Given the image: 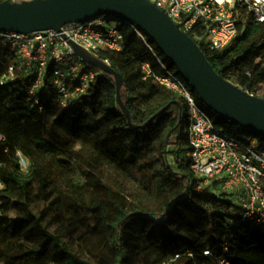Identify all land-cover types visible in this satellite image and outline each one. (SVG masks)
Returning a JSON list of instances; mask_svg holds the SVG:
<instances>
[{"label": "trees", "instance_id": "obj_1", "mask_svg": "<svg viewBox=\"0 0 264 264\" xmlns=\"http://www.w3.org/2000/svg\"><path fill=\"white\" fill-rule=\"evenodd\" d=\"M3 1L13 0H0ZM109 23L117 25L124 37L123 51L108 57L111 67L124 78L121 96L132 124L142 126L165 107L168 110L147 129H133L117 103L114 78L104 72L81 102L68 110H63L56 100H44V111L39 112L26 96L25 81L0 85V132L7 139L0 146L1 238L5 239L9 232H23L25 238L38 236L57 249L61 261L56 264H93L63 244L66 234L77 227L86 229L90 220V232L101 236L97 239L86 233L79 243L97 264H129L131 259L138 264H164L177 254L188 253L193 257L183 256L177 264H205L206 250L215 258L224 253L229 231L225 225L227 218L234 216L216 213L218 205L211 203L208 193L197 190L196 177L185 160L177 167L169 164L168 159L176 150L187 146V106L159 86L154 77L144 80V63H151L155 75L162 71L136 30L162 61L176 75L180 74L134 23L118 17ZM200 47L224 79L253 94L256 79H248L245 70L256 58H264V23H249L246 31L223 51ZM14 61L11 51L0 44V80ZM261 76L264 79V69ZM185 83L217 127L234 137H256L264 148V135L219 118ZM44 117L51 120L48 127ZM165 123L169 124L167 130L163 128ZM78 143L102 155L112 166L141 179L146 190L161 198V206L151 209L140 202L127 204L124 194L94 167V158L75 149ZM17 151L31 160L26 173L16 159ZM59 157L69 158L76 169L70 163L61 162L54 167L47 162L48 158ZM79 169H88V192L74 181ZM58 190L59 196L51 201ZM36 202L41 205L39 216L32 211ZM12 204L19 206L16 218L10 216ZM65 211L70 215L65 216ZM49 212L59 220L62 234H52L44 226ZM234 232L235 244L229 247L232 264H264V231L250 229L244 223ZM0 260L5 264H49L45 249L24 253L0 248Z\"/></svg>", "mask_w": 264, "mask_h": 264}, {"label": "built area", "instance_id": "obj_2", "mask_svg": "<svg viewBox=\"0 0 264 264\" xmlns=\"http://www.w3.org/2000/svg\"><path fill=\"white\" fill-rule=\"evenodd\" d=\"M191 36L199 46L219 52L230 47L249 23H264V0H148ZM112 18L99 17L90 22L31 34L0 30V44L15 57L0 80L1 86L25 81L26 96L32 107L44 111V100H56L63 110L81 102L102 71L86 64L73 50V42L111 66L110 53L124 49V37ZM147 45L160 75L150 62L142 65L144 80L155 82L183 100L187 106V146L184 159L201 185L215 186L218 198L225 197L238 206L240 215L231 229L244 223L250 229L264 231V148L256 137H234L217 127L198 105L185 81L172 71L137 31ZM48 72L50 75L48 76ZM7 141L0 132V146ZM22 169L29 168L28 158L16 152ZM3 164L0 162V168ZM2 185L0 184V189ZM224 194V195H222ZM234 231L230 239L234 238ZM205 256L212 257L210 251ZM225 254L216 264H232Z\"/></svg>", "mask_w": 264, "mask_h": 264}, {"label": "water", "instance_id": "obj_3", "mask_svg": "<svg viewBox=\"0 0 264 264\" xmlns=\"http://www.w3.org/2000/svg\"><path fill=\"white\" fill-rule=\"evenodd\" d=\"M99 17L122 18L134 23L156 44L180 76L191 86L201 102L219 118L264 135V98L255 96L224 79L208 61L201 47L180 30L166 13L148 0H23L0 2V30L31 34L90 22ZM75 53L88 65L111 75L117 87V103L135 130H145L168 107L146 124L135 126L121 91L123 76L113 67L70 42ZM170 135L167 139V146Z\"/></svg>", "mask_w": 264, "mask_h": 264}, {"label": "rangeland", "instance_id": "obj_4", "mask_svg": "<svg viewBox=\"0 0 264 264\" xmlns=\"http://www.w3.org/2000/svg\"><path fill=\"white\" fill-rule=\"evenodd\" d=\"M15 2H21L23 0H13ZM264 69V58L262 56L256 58L252 64H250L247 69L245 70V75L248 79H256V83L252 89L253 95L264 98V79L261 76V71ZM235 85V84H234ZM239 88L243 89L240 85H236ZM244 90V89H243ZM174 95V94H173ZM177 97L176 95H174ZM178 98V97H177ZM51 124V120L48 117H44V125L48 127ZM169 127L168 123L164 124V130H167ZM76 150H83L85 155L88 157L94 158V167L97 168L100 171V174L102 178L105 181H108L113 186H115L119 191H121L124 196L127 198V204H130L131 202H140L144 206L151 208V209H158L161 206L162 200L161 198H158L155 194L151 193L149 190H146L143 184V181L141 179H137L131 174H129L128 170L120 169L117 167L112 166L107 160H105L102 155L91 151L90 149H85L83 146H81V143H78L75 147ZM186 147L177 149L176 152L172 157L168 159L169 164L177 167L179 166V163H181L182 158H184V155L186 153ZM26 156V155H25ZM27 157V156H26ZM29 160V166H31V160L29 157H27ZM47 162L52 164L54 167L59 165L61 162L70 163L73 164L72 161L67 157H59V158H48ZM74 166V165H72ZM76 169V165L74 166ZM22 169V168H21ZM28 170V169H27ZM26 169H22L23 172H27ZM88 173V169L86 170H77L76 175L74 178L75 183L80 186L84 187L87 192L90 191V187L87 184L88 180L86 177V174ZM197 180V190L198 191H204L208 193L211 196V203H216L218 205V208L215 210L217 214H231L234 216L233 219L227 218L226 222V229H228V234L225 238V251L224 253L219 257H204L208 260L205 264H216L219 261V258L224 256L225 254H230L229 247L230 244H235V234L233 239H230V235L235 231V227L232 231L230 224L234 222L238 218V215H240V210L238 206H235L232 202H230L226 197L224 199L218 198V191L215 188V186H206L201 185V180L196 178ZM57 186H60L59 183H57ZM61 191L63 190L62 187L59 188ZM60 190L56 194H54L51 201H53L57 196L60 194ZM224 195V194H222ZM41 205L40 203H34L32 206V211L36 216L40 215ZM19 206L16 204H12L10 208V216L12 218H16L19 215ZM65 216H69L70 212L65 211ZM44 226L47 228V230L52 233H59L62 234V231L60 230L61 226L59 223V220L56 219L55 215L53 213H48L44 220H43ZM93 223L88 220L87 221V228H81L77 227L73 232H70L66 234L63 238V244L66 245L71 252L74 254H78L85 260H89L93 264H97L96 260L93 259L86 251H84L79 243L80 238L88 233V235H93L97 239L100 238L99 233L90 232L91 226ZM90 227V228H89ZM240 227V226H239ZM15 233V234H14ZM235 233V232H234ZM24 233L20 232H9L6 236V238H1L0 235V248L2 249H8L10 251H21L24 253H31V252H39L45 249L46 253V260L49 264H56L61 261L60 255L57 251V249L49 243H46L44 240H42L40 237H30L25 238ZM210 251V250H206ZM211 252V251H210ZM212 253V252H211ZM213 255V254H212ZM231 255V254H230ZM193 257L192 253H188L186 255H180L177 254L175 257L167 260L164 264H177L178 261L183 257ZM232 256V255H231ZM233 260V259H232ZM0 264H5L3 261L0 260ZM129 264H138V262L135 259H131L129 261Z\"/></svg>", "mask_w": 264, "mask_h": 264}]
</instances>
